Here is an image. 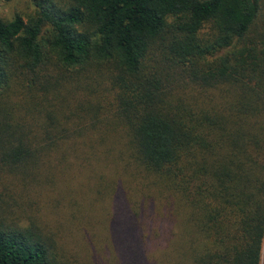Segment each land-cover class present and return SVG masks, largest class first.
<instances>
[{
    "label": "trees",
    "instance_id": "16d2710c",
    "mask_svg": "<svg viewBox=\"0 0 264 264\" xmlns=\"http://www.w3.org/2000/svg\"><path fill=\"white\" fill-rule=\"evenodd\" d=\"M32 4L0 17V264L84 263L38 215L81 178L117 264H264V0Z\"/></svg>",
    "mask_w": 264,
    "mask_h": 264
},
{
    "label": "rangeland",
    "instance_id": "374dc122",
    "mask_svg": "<svg viewBox=\"0 0 264 264\" xmlns=\"http://www.w3.org/2000/svg\"><path fill=\"white\" fill-rule=\"evenodd\" d=\"M33 9L32 0H0V17L10 18L16 11L25 15L32 12ZM38 169L40 170V168ZM44 180L45 183L43 184L46 185V188L45 190L42 189L41 197H37L38 199L43 198L44 193L50 192V178H45ZM58 186L67 189L66 193L62 191L61 203L59 200V204L54 205L51 209L50 199L46 198V207L38 213L43 225L50 229L51 224L53 230L57 231L60 239L66 244L68 253H75L76 258L79 259L84 257L85 261L84 263L81 262V264H94L98 258L99 262H102L100 254L105 260V264H117V259L115 260L114 258L115 253L110 245L112 239L119 244L121 238L118 232L112 229V224H106L105 222L104 217L107 210L103 211V209L107 202L94 201L89 217L88 212L87 217L83 215L79 220H72L69 215L73 202L80 203L82 201L80 191L83 192V198L86 192L89 195L96 196L94 193H96L97 185L85 178H81L78 181L74 180L72 183L67 181L60 182ZM132 239H126L125 241L127 242L125 243L131 242ZM107 259L109 261L106 263Z\"/></svg>",
    "mask_w": 264,
    "mask_h": 264
}]
</instances>
